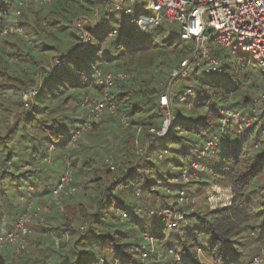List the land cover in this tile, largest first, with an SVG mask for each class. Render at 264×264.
<instances>
[{
    "label": "trees",
    "instance_id": "1",
    "mask_svg": "<svg viewBox=\"0 0 264 264\" xmlns=\"http://www.w3.org/2000/svg\"><path fill=\"white\" fill-rule=\"evenodd\" d=\"M82 1L39 3L44 14L35 15L33 25L24 14L16 20L22 0H0V233L14 228L26 210L23 199L48 205L38 211L43 215V220L37 218L40 228H28L20 252L12 244L0 247V264H156L151 258L157 252L144 243V233L175 255L162 264H202V256L212 264H249L254 256L248 259L251 254L245 250L251 245L248 237L264 242V72L251 64L249 54L239 52L230 59L227 49L213 45L212 54L220 59L218 70L205 72L194 64L171 97L179 100L190 88L185 106L173 110L162 136L149 133L163 117L159 95L164 86L153 79L163 76L171 61L179 59L169 71L191 59L194 40H180L171 31L160 38L166 30L162 24L133 28L136 15L108 12L105 0H84L93 7ZM95 9L99 21L87 26L89 42L80 48L74 20ZM9 24L25 31L15 33L12 42L2 34ZM56 31H67L73 41L55 56L59 64L34 85L28 67H38L45 51H57L49 44L55 43ZM34 49L41 57L32 56ZM116 71L133 75L115 80L108 89L107 106L112 103L113 111L106 108L73 138L87 118L82 99L101 97L104 87L99 79ZM30 88L35 94L24 106L22 93ZM258 92L263 97L258 96L257 121L242 124L240 131V120L221 122L228 111L239 116L252 112ZM15 94L20 100L14 101ZM120 116L126 117V127ZM115 123L125 134L126 140L119 143L110 133L105 135ZM161 124L162 120L156 127ZM129 134L140 138V152L134 151V142L125 148ZM208 141L214 142L212 148ZM124 149L127 156L119 157ZM156 153L164 155L158 158ZM47 160L58 165L49 167ZM117 161L124 165L121 170ZM23 164L29 168L17 172ZM114 171L117 180L112 178ZM66 172L67 193L56 202L53 190ZM212 184L231 188L229 204L214 209L179 205L181 192L198 197ZM64 207L72 208V218ZM165 209L170 217L157 215Z\"/></svg>",
    "mask_w": 264,
    "mask_h": 264
},
{
    "label": "built area",
    "instance_id": "2",
    "mask_svg": "<svg viewBox=\"0 0 264 264\" xmlns=\"http://www.w3.org/2000/svg\"><path fill=\"white\" fill-rule=\"evenodd\" d=\"M38 3H46L49 0H36ZM144 12L153 13L149 15L139 12L135 19L141 29L154 24L160 25L162 18L169 20H177L180 23L179 38L180 40H194L196 51L191 59H183L179 66L173 69L174 76H185L191 67L198 65L205 72H214L220 66V59L212 54V46L218 45L226 48L228 52L235 55L239 52L247 53L251 57V64L264 72V0H140ZM136 0H105L104 9L108 12H118L119 14H133V7ZM149 17L151 21L148 24L142 22V17ZM99 21V13L97 9L91 16H80L74 20L81 41L80 48L89 42V36L86 28ZM7 32V28L3 33ZM115 31H113L114 33ZM133 73H124L120 71L107 72L99 79V84L104 87L101 97L92 99L88 102L85 96L83 104L90 106L89 113L83 126L75 132L73 138L80 136L81 132L88 129L93 121L99 119L103 111L108 108L113 111V104L107 106L109 100L108 89L113 85L115 80L131 77ZM191 89L187 88L186 92L180 95V100H184L187 93ZM35 94L33 88L23 91L22 96L27 100ZM171 92L161 94L159 97V106L162 108L163 119L158 134H164L168 128L172 118L173 111L171 109ZM263 97V95L261 96ZM257 103V102H256ZM233 118L235 120L242 119L246 124L249 121L246 118H240L239 113L235 111L226 112L221 119L224 124L226 119ZM255 119V118H254ZM123 127L127 126L125 116H120ZM239 128H242L239 123ZM214 142L208 141L207 147L212 148ZM161 156V154L159 155ZM196 166V165H194ZM69 172H66L61 178L57 187L53 190L52 200L58 202V198L65 191V185L69 181ZM180 199V200H179ZM184 200V194L181 192L178 201ZM181 203V202H180ZM41 208H38V211ZM48 209V205L42 208ZM30 205L16 219L14 228L11 231L0 233V247L6 244H16V249L20 250L25 246ZM33 213V215H35ZM174 226V224H169ZM145 239H152L147 233H144ZM153 240V239H152ZM58 239L55 243L58 244ZM151 245V244H150ZM152 250V248H151ZM171 252V251H170ZM143 257L149 256L148 252H143ZM250 264H264V259L260 255L254 256Z\"/></svg>",
    "mask_w": 264,
    "mask_h": 264
},
{
    "label": "rangeland",
    "instance_id": "3",
    "mask_svg": "<svg viewBox=\"0 0 264 264\" xmlns=\"http://www.w3.org/2000/svg\"><path fill=\"white\" fill-rule=\"evenodd\" d=\"M81 3L83 5H85V6L93 7L92 5L88 4L84 0ZM72 7H73V9L77 8L74 5H72ZM132 7L134 9L132 16H135L139 12L146 13V14H149V15H153V13H151V12H148V11L144 12L140 0H136V2L134 4H132ZM23 14H24V16H26L28 18L26 20H27V22H29V24L35 25V20H34L35 15L36 16H42L44 14V11H43L41 5L36 0H22V8L20 10V13L18 15H16L17 16L16 20H18V16H21ZM87 15L91 16V13H87ZM128 16H130V15H128ZM115 18L119 19V20H122V16L119 15V14H116ZM143 23L146 24L145 22H143ZM131 24H132L133 28H136V26L138 25L136 21H133ZM161 24L164 26V28L166 30L163 31L159 35L160 38L161 37H166L167 35H169L170 31L174 32L175 34H179L180 23L177 20H169V19H166V18H162V23ZM23 32H25V31H23L21 28L16 29V27H14L11 24H9V25H7V32L6 33H2V34L3 35L7 34V37H5L4 39H8L10 42H12L13 40H15V38H17V35L15 33L23 34ZM30 38H31V35H30ZM53 41L55 43L49 41V44H54L55 46H57V48H58L57 51L55 49H50V50L45 51L47 56H46V58L44 59L43 62L38 64V67H36V66L28 67V70L30 72V76L34 80V82H33L34 85L39 83L42 73L46 72L48 69H52L54 64L55 65L59 64V60L57 59L58 56L57 57H55V56L57 54H61V52H65L67 46L73 41V38L71 37V35L67 31H56L54 33V40ZM186 44H188V42H186ZM190 53L191 52H189L187 56H189ZM32 56L36 57V58L41 57L40 52L37 49H34L32 51ZM233 58H234V56L231 55L230 59H233ZM164 60L167 61V59H164ZM178 62H179V59L171 61V64L168 67L165 68L164 75L160 76V77H158L156 79H153V81L157 82V83H158V80H160L161 83H159V85L160 86H164V88L161 90L160 95L161 94H165V92L168 91V92L172 93L171 97H173L174 94L176 95L177 90L179 89V87L183 83L185 84L184 78H185V76L187 74L185 76H183V77H181V76H177V77L174 76L173 77V71L174 70L169 71L172 67L177 66ZM22 65L26 66L25 64H22ZM153 84H155V83H153ZM186 89H185V92H186ZM262 94H263V92H258L257 95L255 96L254 100H257V103H253L252 108H251L252 112L247 113V116H240V118H246L249 121V123L246 124L242 119H240L241 125L243 124V126H249V125H251V123L253 121H255V120L257 121L259 119V117L257 116V114H258L257 113V109L260 107L261 102L259 101L258 96H261ZM95 98H98V97H95ZM95 98L88 96L86 99L88 100V102H91V100L95 99ZM18 100H20V98L18 99V95L15 94L14 95V101H18ZM24 101L25 100L23 99L22 102H23L24 106H26V105L28 106V102L26 103V101L25 102ZM83 102L84 101L82 99V103L81 104L83 105V108L85 110V116L87 117V115L89 113V110H90V106L88 107V105L87 104H83ZM182 102H183V100H180V99L176 100V99L172 98V101H171V103H172V106H171L172 111L175 108H177V107L179 108V107L182 106V108H183L185 105H183ZM109 111H112V110L109 109ZM109 111H107V112H109ZM104 113H105V111L102 113L100 118L104 115ZM114 115H116V114H114ZM162 119H163V117H158L156 119V124L155 125L158 126ZM227 120H228V118L225 121H227ZM236 121H238V120H236ZM156 126L153 127V128H149L148 132L149 133H154V134H156L158 136H162L163 134H161V135L158 134V131L160 130L161 126L159 128H157ZM237 129H238V131L242 130L241 128H239V125H238ZM108 133H110L109 137L115 139V142L117 141L119 143V142H121L122 139L126 140V139H124L125 138V134L123 132H120V129H119V127H117L116 123H115V125H114V127L112 128L111 131H109V132L105 131V135L108 134ZM81 134H83V131L81 132ZM136 135H137V133H136ZM127 139H129V142L124 144L126 146L125 148L129 149L130 145H133V142H134V149H135L134 151L140 152V150H142L141 149L142 145H141L140 138L138 139L137 136L129 134ZM162 153H165V151H163ZM162 153H160L161 156H159L160 155L159 153H156L157 157L161 158L164 155ZM126 156H127V151L124 149L123 151L120 152L119 157H124L125 158ZM47 161L46 162H47V165L49 167H54V166L58 165V164H50V161L49 160H47ZM116 163H119V165H120L119 169L120 170H121V167H124L123 163L121 164L120 161H117ZM27 168H29V165L23 164L21 167H19L17 172L18 171L19 172L23 171V170H25ZM114 173H115V175L113 174L114 176H112V178L116 179L119 175H116L117 173L115 171H114ZM109 178H111V176ZM137 197H139V195H137ZM231 197H232V191H231L230 187H228V186L224 187V186H219V185H216V184H212V185H209L207 187V189L198 197L196 196V197H193V198H189L188 196L184 195V200H183V202L180 201L181 203H179V205L185 206V204H186V205H188V207L190 209H195L196 207L201 208V207H204V206H207L209 209H214V208L229 204L230 200H231ZM23 202H24L23 203L24 204L23 205L24 210L30 205V210H29L30 220H29V223H28L29 224L28 228L31 229L30 231L37 230L38 228H40V227H37V225H38L37 224V221H38L37 218H38V215L39 216L41 215L40 213H38V208H42L46 204L45 205H42V204L38 205L34 201H31L30 203L27 204V203H25L24 199H23ZM71 209H72L71 207H67V208L64 207L63 208V211L65 212V214L69 215L70 218L73 217L72 213L70 212ZM35 212H37V215L36 214L33 215V213H35ZM164 212H166V209L165 210L156 211L157 215L163 213V214H169L168 217H170L171 214H172V213H164ZM149 213L153 214V213H155V211L153 209H150ZM177 216H180V215H177ZM39 218H40V220H43V215L40 216ZM62 236H63V238H66V234L62 235ZM248 240L251 243V245L248 244L245 247V250L248 251L251 254L248 259H250L252 256H257V255H260L264 259V242H260V241L258 242V240L256 239V236H253V237L249 236ZM144 243L151 244L150 247L152 248V252H154V254H155V252H157V254L156 255H152L153 258H151L153 261L157 262L156 264H162L166 260H169V258H175V255H173L171 252H167L166 253V249L158 246L156 244V242L153 241L152 239H148L147 240L144 237ZM12 245L15 246L14 248H15V250L17 252H20L19 250L16 249V244H12ZM146 258H148V256H146ZM200 260H201L202 264H212V261L209 258H206V256H204V257L202 256ZM170 264H172V263L170 262ZM179 264H183V262H179ZM249 264H250V262H249Z\"/></svg>",
    "mask_w": 264,
    "mask_h": 264
},
{
    "label": "bare ground",
    "instance_id": "4",
    "mask_svg": "<svg viewBox=\"0 0 264 264\" xmlns=\"http://www.w3.org/2000/svg\"><path fill=\"white\" fill-rule=\"evenodd\" d=\"M141 20H142V22H145L146 24H148L151 21V19L149 17H146V16L142 17Z\"/></svg>",
    "mask_w": 264,
    "mask_h": 264
}]
</instances>
